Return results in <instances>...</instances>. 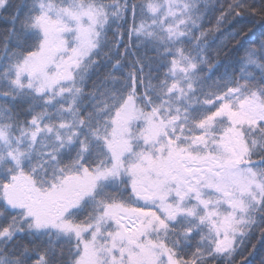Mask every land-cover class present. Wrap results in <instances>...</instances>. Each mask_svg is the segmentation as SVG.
<instances>
[{"label":"snow or ice","instance_id":"obj_1","mask_svg":"<svg viewBox=\"0 0 264 264\" xmlns=\"http://www.w3.org/2000/svg\"><path fill=\"white\" fill-rule=\"evenodd\" d=\"M0 264H264V0H0Z\"/></svg>","mask_w":264,"mask_h":264}]
</instances>
